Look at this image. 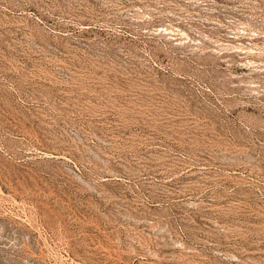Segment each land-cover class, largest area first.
Returning a JSON list of instances; mask_svg holds the SVG:
<instances>
[{"label": "rangeland", "instance_id": "374dc122", "mask_svg": "<svg viewBox=\"0 0 264 264\" xmlns=\"http://www.w3.org/2000/svg\"><path fill=\"white\" fill-rule=\"evenodd\" d=\"M0 264H264V0H0Z\"/></svg>", "mask_w": 264, "mask_h": 264}]
</instances>
